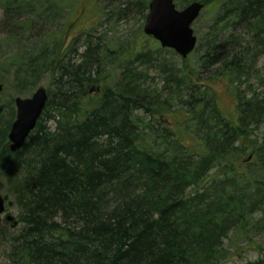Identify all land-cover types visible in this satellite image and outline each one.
Segmentation results:
<instances>
[{
    "label": "trees",
    "instance_id": "16d2710c",
    "mask_svg": "<svg viewBox=\"0 0 264 264\" xmlns=\"http://www.w3.org/2000/svg\"><path fill=\"white\" fill-rule=\"evenodd\" d=\"M68 1L0 0L4 42L18 49L3 70L13 69L19 91L47 75L53 86L35 129L14 152L7 141L14 102L0 104L5 182L0 191L9 194L17 211L16 224L3 221L11 227L7 259L11 264H224L222 240L231 229L264 233V131L253 138V130L264 126V88L255 92L249 83V60L264 53V0H199L222 4L217 21L222 26L210 34L209 63L223 64L234 105L223 108L209 85L201 89L184 72L193 93L181 108L189 109L177 110L182 119L161 132L152 126L155 119L172 115L168 101L183 95L168 91L159 101L157 88L142 85L136 68H129L130 57L150 58L139 53L134 39L111 58L123 64L116 82L115 70L102 68L107 58L99 57L92 39L78 62L68 59L66 22L63 30L46 27L80 0ZM149 1L141 4L143 19ZM178 1L183 8L194 0ZM36 14L42 24L32 42ZM167 72L166 86L179 77L173 68ZM258 76L264 87V68ZM175 82L180 90L179 79ZM244 162L252 163L250 171L243 170ZM4 236L0 227V244ZM256 246L264 251V242ZM245 264H264V254Z\"/></svg>",
    "mask_w": 264,
    "mask_h": 264
},
{
    "label": "rangeland",
    "instance_id": "374dc122",
    "mask_svg": "<svg viewBox=\"0 0 264 264\" xmlns=\"http://www.w3.org/2000/svg\"><path fill=\"white\" fill-rule=\"evenodd\" d=\"M80 1H78V3H72V0L68 1V4L72 3L74 7L66 8V13L64 9H62L63 13L61 17L59 16L54 22L47 24L46 27L51 30H63L64 27L62 23L66 22L67 37H64V45L70 46L71 50L68 53V59L75 62L79 61L80 55L84 52L86 42L92 39L98 46L97 52H99V57L104 56V58H107L102 68L107 71L115 70L114 82L119 79L120 72H123V64L118 61H111V58L116 52L124 51L128 48L133 39L137 40L139 42L137 43L139 53L147 55L148 58L152 60L150 62V59L146 60L142 57L137 58V56L130 57L131 65L129 68H136L135 71L137 75H140L142 79V85L150 89L157 88L156 95L159 96V101L167 97L168 91L183 95V98L180 100L174 97L168 101L167 106L169 105V108L174 112L172 115L170 112H166L161 118L155 119L157 122H154L152 125L155 130L161 132L164 126H174L176 120L182 119L179 111L184 109L187 112V109H189L181 108L185 105V101L191 99L193 93L191 83L188 80L185 81L182 77L184 72L191 75L193 81L200 83L202 85L201 89H203V84L209 85L210 89H212L209 92H213L215 96H217L223 108L230 109L233 107V100L231 95L227 92L228 87H232V82L229 81L228 77H222L225 76L223 64L219 61L215 63L213 59H211L209 63V59L212 55L210 48H214V43L211 42V36L218 32L220 30L219 27L222 26V23L221 25L217 24L218 18L223 11L221 2L213 1L207 3L199 16L192 23L191 27L193 28L194 35L197 37V42L193 52L186 59H183L174 50L162 48L156 40L152 37L145 36L143 33L142 28L145 19L142 18L143 8L141 4L144 0H83L84 4L79 5ZM174 1L176 7L182 9L178 6V4H180L179 1ZM94 10L95 13H93ZM146 12H148V9ZM74 17H76L75 22L72 21ZM23 18L27 19L28 17L25 15ZM32 19L35 22L36 28L33 27L29 31L32 35L30 40L36 42L37 38H35V34L38 31L37 28L42 24V21L38 18L37 14L36 17H32ZM2 20L3 12L2 9H0V22H2ZM240 30L241 29H239V31ZM16 31L19 32V29H16ZM87 32L90 36H88ZM251 35H253V33ZM5 36H8L7 31L3 25L0 24V83L3 84V90L0 92V104L10 101L11 99L14 102L16 97H30L38 87L45 88L48 93L51 92L50 90L53 89V86L49 75L42 77L35 87L28 86L24 88L25 92L22 90L19 91L18 85H15L16 79L13 75V69L12 71H4L2 68L5 67L3 63L6 58L18 51L17 46H9L4 42ZM68 39L69 43H67ZM27 41L28 40H21V42L25 44ZM18 48H20V45ZM107 49H111L112 51L110 50L109 52ZM220 50L221 48L217 49L218 55L221 53ZM249 62L253 64V74L249 83L251 84L252 90L261 92L264 87L259 82L258 72L264 68V53L255 60L250 58ZM170 68L175 69V71L177 70L179 77L174 79L171 78L168 86H166L164 79L168 76L166 72ZM178 79L180 82V90L176 87L177 83L175 82ZM234 83L237 85L238 82L235 81ZM240 88L247 91L246 85L243 83H241ZM138 115H142V112L138 111ZM144 119L146 121L148 120L147 117H144ZM48 125H52V123L49 122ZM253 131V138L256 139V136L260 137L262 135L264 126ZM249 152L250 150L246 151V154L248 155ZM245 157L247 156L243 157L244 160ZM249 157L250 156H248L246 161L250 160ZM252 167V163L248 164L244 162L243 164V170L250 171ZM256 172L255 170L254 173ZM2 175L3 167L0 168V189L5 186V182L3 178H1ZM2 194L3 193L0 191V195ZM6 213H10L14 217L17 215V211L14 207L8 208ZM5 214L0 215V227L3 229L5 235L4 242L1 241L0 244V264H11L6 257V252H8L9 248L7 247V234L11 227L3 222ZM260 216L257 215L256 219H260ZM249 229L248 235H245L246 233L233 228L223 238L222 247L224 248L225 255L222 261L224 264H245L249 261L256 260L260 255L264 254V251L259 250L256 246L264 242V233L258 232L255 227Z\"/></svg>",
    "mask_w": 264,
    "mask_h": 264
},
{
    "label": "water",
    "instance_id": "95a60500",
    "mask_svg": "<svg viewBox=\"0 0 264 264\" xmlns=\"http://www.w3.org/2000/svg\"><path fill=\"white\" fill-rule=\"evenodd\" d=\"M203 8L204 4L200 1H193L178 10L174 0H150L143 33L158 41L162 48L172 49L185 59L196 46L197 37L191 25ZM2 90L3 84L0 83V92ZM47 100L48 93L43 87H38L30 97L14 99L15 119L7 134L8 148L11 152L24 145L35 129ZM13 204L9 194L0 196V215L5 214ZM14 219L10 213L4 215V221H13V224H16Z\"/></svg>",
    "mask_w": 264,
    "mask_h": 264
}]
</instances>
